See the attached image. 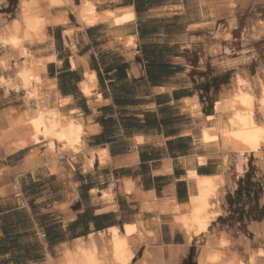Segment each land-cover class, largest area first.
I'll return each instance as SVG.
<instances>
[{
	"label": "crops",
	"instance_id": "obj_1",
	"mask_svg": "<svg viewBox=\"0 0 264 264\" xmlns=\"http://www.w3.org/2000/svg\"><path fill=\"white\" fill-rule=\"evenodd\" d=\"M45 1L0 0V37L14 30L24 40L42 107L81 124L85 146L68 155L51 153L41 138L19 149L0 145V264H66L76 246L109 248L116 228L133 246L131 264H198L204 244L223 234L197 249L200 237L189 239L176 217L197 194L194 176L223 174L226 197L236 199L241 177L198 133L238 77L260 96L264 0ZM87 5L96 8L92 23L82 17ZM30 10L44 18L39 34L22 20ZM5 52L0 43V129L36 110L1 68Z\"/></svg>",
	"mask_w": 264,
	"mask_h": 264
},
{
	"label": "bare ground",
	"instance_id": "obj_2",
	"mask_svg": "<svg viewBox=\"0 0 264 264\" xmlns=\"http://www.w3.org/2000/svg\"><path fill=\"white\" fill-rule=\"evenodd\" d=\"M43 1L46 2L45 0ZM59 2L60 1L57 0L51 1V3L53 4L54 3L60 4ZM27 5H28L27 2H24L22 4V6L25 7ZM88 5L83 8L82 17L83 20L86 21L87 23H92L95 18L94 10L96 8L94 9L93 7H90ZM49 8H50V4H49ZM52 8L54 7L52 6L51 9ZM44 9H46V7ZM80 10H82V8ZM29 12L25 11L24 19L22 20H24L26 25H28V28L33 23L34 26L33 25L31 26L33 32L38 34L39 31L43 32L41 29L45 25V22H44V18L41 17L42 15L38 13L36 14L37 11H35V13L31 11V13H34L36 15L33 16L34 14L33 15L30 14L29 16L28 15ZM46 12L47 11H45L44 13ZM51 19L52 18H50V20ZM125 19L126 18L123 17L121 20L124 21ZM262 24H264L263 21ZM19 25L20 23H16V26L18 28ZM39 37L42 38V36ZM43 39L45 42L46 40L45 37H43ZM22 41L24 40L21 39L18 36V33L14 32V30H12L11 33H5L2 35V37H0V43H4L6 48V52L2 57L1 68L7 70L8 72L10 71L9 69H11L12 67L15 68V73L12 75L14 76V78L12 79L10 78L11 79L10 83L11 81L15 82L17 90L23 89L22 92L25 90L26 92V93L24 92L25 99L32 101L35 105L36 110H33L34 113L32 114V116L26 117L27 120L25 122H22L17 125L16 124L11 125L10 127H7L5 129H0V145L5 146V144H10L13 149H19L24 146L30 145L33 142L38 141L39 138H41L46 143L47 148L48 150H50L51 153L54 154L55 151L57 150L60 153H62V151L63 152L66 151L69 153V154L67 153L68 155L70 154L74 155V153H78L85 146V141L83 138L84 136L83 126L79 123H75L74 121L73 122L71 120L69 121V119L67 120V117L63 116V114L57 110L58 108L55 110H51L42 107L41 104L43 101V97L40 94L41 86L39 85H41L40 84L41 80L39 77L40 74H38L39 69L38 67L37 69L36 67H34L35 63L33 61L34 59L33 56L31 57V55H29L28 53V50L21 47ZM42 42L43 40L40 43ZM20 57H24L25 59L22 61L20 60ZM45 60L47 59H44L43 62H45ZM13 61L14 63L12 64ZM40 65H45V64L42 63ZM3 81L4 79L3 80L0 79V82L2 84ZM260 85H261L260 87L261 93L260 96L257 98L259 105L262 106V108L264 109L263 81H260ZM235 86L236 88L235 90L233 89L234 90L233 94L232 95L229 94L231 96H229V98H227L225 101L219 104L217 116L215 119L211 121L212 125L210 126V128H207V126L205 125L198 134L200 138V143L205 146V150H207L208 152H211V150L216 151L218 155L222 158V162L226 167L228 166L229 162H233L234 171L236 172V174H238L241 177V175L245 173V169L247 167V159H248L247 156L249 152V148L244 147V144L245 142L248 141V139H251L255 146L257 147L264 146V124L258 125L256 123V119H255L256 104L254 102L255 93L253 86L249 85V83L246 80H242L241 77L237 78L235 82ZM10 145H9V149L11 148ZM225 177L223 174L217 176H211V177L194 176V186L195 189L197 190V194L191 198L190 204L187 206V212L185 214H179L176 217L177 223L180 224L179 226L187 232L184 233L188 234V238L191 235L190 233L191 231H193L196 228L199 230L205 228L209 222L216 220L217 218H219V216L223 214L222 211L223 209L220 206L221 205L220 200L222 198L223 193H225L224 192L225 189H223V186H225L227 183ZM178 211H179V207L175 209V212L178 213ZM253 228L257 238L258 236L261 237L264 236L263 232L258 231L259 229L257 228L256 225H254ZM127 229L130 233L134 232L132 226H127ZM112 232H113L111 233L112 235H110L112 236V238L111 240L109 239L110 242H108L110 243V247L107 249L105 247V250L100 248L102 250H99V252L104 251L103 254L99 255L100 253L97 250L98 246L89 248L88 246H91L89 242L88 243L89 245H85L88 248L85 247L84 245L82 247L79 245L78 247L76 246V251H74L75 250L74 248L72 252L67 253L66 255L67 258H65L67 259L66 260L67 263L66 262L65 263L66 264H131L132 262H134L133 258L135 257V251L132 249L133 246L131 247L129 243L128 240L129 238L127 236L120 234L119 228L114 229ZM219 240L221 243L227 242L230 245L232 243V242L230 243V241L228 240H225L223 237H221ZM81 242L83 241H80L79 243L81 244ZM249 246H250L249 244L246 245L247 248ZM100 247H102V245ZM147 257L149 256L147 255ZM152 259L153 260L149 261L148 263L145 260L146 262L145 264H162V262H159L160 259L158 258H152ZM198 262H199L198 264H244L241 260L235 257L234 254L231 253L230 256L224 253L220 248H218L214 244V242H207L203 246V249L199 254Z\"/></svg>",
	"mask_w": 264,
	"mask_h": 264
},
{
	"label": "rangeland",
	"instance_id": "obj_3",
	"mask_svg": "<svg viewBox=\"0 0 264 264\" xmlns=\"http://www.w3.org/2000/svg\"><path fill=\"white\" fill-rule=\"evenodd\" d=\"M251 54L255 56L254 52ZM9 70L11 75L15 73L14 67ZM254 102L256 104V123L264 124V109L259 105L255 95ZM244 147L249 148L246 172L240 179L237 180V176L234 178L233 187L237 190L250 188L252 198L248 200L243 195L241 206H238L234 203V198L226 197L225 194L228 193V190L225 189L221 198L223 201L220 200V206L223 209L222 217L208 223L205 228L200 230L196 228L190 233L193 237H200L196 239L197 249L204 244V240L215 241L218 238L217 235L222 233L225 240L232 242L231 245L227 242L221 243L220 240L217 243L214 242L224 253L230 256L231 253L234 254L244 264H264V236L257 238L253 230V226L256 225L258 231L263 232L264 235V146L257 147L251 139H248ZM226 168L232 175L235 174L233 162H229ZM229 186L231 187V184ZM227 230H231L234 235H229L230 238L225 236L224 233ZM246 243L250 245L248 248Z\"/></svg>",
	"mask_w": 264,
	"mask_h": 264
},
{
	"label": "flooded vegetation",
	"instance_id": "obj_4",
	"mask_svg": "<svg viewBox=\"0 0 264 264\" xmlns=\"http://www.w3.org/2000/svg\"><path fill=\"white\" fill-rule=\"evenodd\" d=\"M245 195L246 196V199H251L252 195H251V190L250 188L246 187L245 189L241 190V189H238L237 190V193H236V199L234 200V203L238 206H241V198L242 196Z\"/></svg>",
	"mask_w": 264,
	"mask_h": 264
}]
</instances>
